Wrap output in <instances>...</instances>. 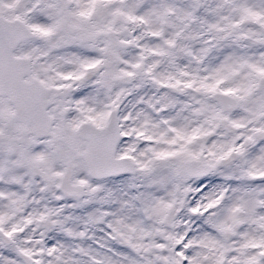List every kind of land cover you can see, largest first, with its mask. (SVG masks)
<instances>
[{
	"label": "snow or ice",
	"instance_id": "6c2138e0",
	"mask_svg": "<svg viewBox=\"0 0 264 264\" xmlns=\"http://www.w3.org/2000/svg\"><path fill=\"white\" fill-rule=\"evenodd\" d=\"M0 264H264V0H0Z\"/></svg>",
	"mask_w": 264,
	"mask_h": 264
}]
</instances>
